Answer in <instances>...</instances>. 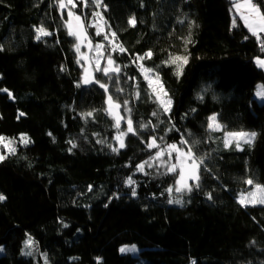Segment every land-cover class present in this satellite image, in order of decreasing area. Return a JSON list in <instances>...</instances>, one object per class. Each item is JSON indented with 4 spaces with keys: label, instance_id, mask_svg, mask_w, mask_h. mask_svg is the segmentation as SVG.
<instances>
[{
    "label": "trees",
    "instance_id": "trees-1",
    "mask_svg": "<svg viewBox=\"0 0 264 264\" xmlns=\"http://www.w3.org/2000/svg\"><path fill=\"white\" fill-rule=\"evenodd\" d=\"M234 3L103 0L105 33L115 32L126 49L113 52L104 33L87 24L91 40L105 44L121 69L118 77L97 75L109 86L105 93L83 83L77 42L57 0H0V89L12 93L0 91V136L30 140L0 161V264H45V257L47 264H264V205L238 202L253 188L247 179L264 185V103L255 95L264 86V68L256 63L264 52ZM253 3L264 13V0ZM41 26L51 35L37 40ZM148 51L142 64L159 74L172 101L168 113L135 60ZM176 55L188 57L179 76L176 65L165 63ZM108 95L121 104V123L130 115L136 130L119 153L112 151L119 145ZM212 115L220 131L208 129ZM246 131L256 133L250 144L225 147V132ZM151 137L165 150L193 147L203 158L199 187L194 182L190 192L169 193L176 175L138 170L160 150L147 147ZM181 138L189 143L181 145ZM29 237L33 252L26 257ZM130 244L137 256L119 252Z\"/></svg>",
    "mask_w": 264,
    "mask_h": 264
},
{
    "label": "snow or ice",
    "instance_id": "snow-or-ice-1",
    "mask_svg": "<svg viewBox=\"0 0 264 264\" xmlns=\"http://www.w3.org/2000/svg\"><path fill=\"white\" fill-rule=\"evenodd\" d=\"M59 8L61 10L65 9L66 7L71 6V8L76 7V0H57ZM84 3V6H87L88 0H82ZM91 3L95 5L97 9L101 8V6H104L106 10V5H103V0H91ZM234 7L237 8L239 11L241 8L246 9V14L241 13L240 18L244 21L245 26L248 28L249 32L255 36L260 44L261 51L264 52V39H261L260 33H264V13L260 11V8L253 3V0H243V3H234ZM71 8H69L67 12L68 20L65 22L66 27L68 29V35L69 36H74L77 40V43L74 45L75 51L78 54V59L77 63H80L81 59H86L82 54H80V48H81V43L83 41H87L88 45H91V40L88 39V34L85 28L84 21L82 20L81 16L76 15ZM94 17H97L98 20L97 22L92 25L93 27L96 28V34L101 35L103 32V27L101 26V22H103V25L106 26L107 22L104 21V17L101 12L99 11H94L92 13ZM73 21H75V25H73ZM129 25L135 26L136 25V18L132 17L128 21ZM236 26V21L235 19L233 20V27ZM36 39L40 40L42 36L46 37L51 35L44 27H39L36 29ZM104 39L109 42V44L112 46V51L115 52L119 50V52L123 53L126 51V49L119 43H116V33L115 32H109V33H104ZM247 39V37H246ZM187 43H190L191 40L190 38ZM104 46L101 44H96L95 45V51L97 53V61H96V68L95 71H102L104 76H107L111 78V74H116L117 77L119 76V73L121 72V69L119 66L115 64V61L113 60L112 56L109 55L107 57V64L110 67H104L101 69L100 67V60L99 58L103 56V52L101 49H103ZM152 52L148 51L146 52L143 56H137L135 58L136 62H140L145 60L146 58H151ZM188 62V57L187 56H170L169 60L165 61L166 64L169 65H176V74L177 76L182 74L183 71V65L187 64ZM257 66L264 68V59L257 58L256 60ZM139 70L141 71L142 75H144V79L148 82V87L151 89V95H153L156 99V101L159 103V106L163 109L164 113L170 112L171 109V98L168 97L167 90L164 88V85L162 81L160 80V76L158 73H155L152 68H145L142 63L138 64ZM119 80L117 79V83ZM83 83L89 84V83H97L100 88L104 89L105 93H108L109 91V86L106 83H102L99 80L95 79L88 71L87 68H85V75L83 78ZM79 86V85H78ZM0 91H4L8 93V96L11 98L12 93L8 91V89H0ZM117 91H122V89L117 88ZM256 95L260 97L261 99H264V86L260 87L257 90ZM136 98H139V92L136 93ZM202 99V97H201ZM106 103L109 105L108 111L109 115H113L115 119V124L114 127L117 129V135L115 139L119 142V147H112L109 145V147H112V151L119 153V150L123 147H125L124 144V137L128 133H132L133 135L136 134V130L133 127V121L129 115L127 120L125 121L127 124V130L126 131H121L120 126H121V121L124 120L123 116H120L118 113V110L121 108V104L114 101L113 97L111 95H108ZM128 101H124V108L128 113H131V108L127 107ZM116 110L115 112L113 110ZM20 115H24V113H20ZM85 117H90L93 115L92 112H88L83 114ZM153 116H156L157 113L153 112ZM151 124V121L148 122V124H142L140 125L141 128H147L148 125ZM155 126H153L154 129ZM222 125L217 121V117L215 115L209 117V123H208V129L211 131H219L221 130ZM51 135V133H49ZM256 136V133H247V132H225L224 136V145L225 147H229L230 143L232 142L230 138H235L237 143L236 147L237 149H240V143L239 140L240 138H246L243 140L244 143H251L252 140H254ZM163 140V137L160 138ZM21 142L24 145H27L30 143V140L27 136L22 135L20 137ZM14 141L12 140H7L5 137L0 136V144H3L4 147L9 148V151L14 153L15 148L10 147ZM69 143H72L69 141ZM97 143H104V141L98 140ZM189 142L185 140L184 138H181L180 144L181 145H187ZM72 147L75 148L76 145L72 143ZM147 147L149 149H160L159 151L156 152V156L154 159H160L164 155L165 149H161L160 145L156 142V137H151L150 142L147 144ZM167 149L169 151V156H171V152H176L177 156L176 159L179 163L184 164L187 161H191V165L188 166L187 174H186V169L184 167L180 168L179 172V179L176 181L177 185L183 184L184 187L190 192L192 190L191 185H188L186 183L187 180L191 179L196 181V186L199 187L198 181H199V175L197 174V170L199 168L200 164H203V158L198 157L196 153L193 151V147L189 146L187 148V151H184L182 148L178 147L176 144H169L167 145ZM242 150V149H240ZM5 159L3 155H0V161ZM148 164L149 167H151V164L148 161H145L144 164L137 165V168L139 171L143 172L144 171V165ZM176 165H170L168 166V172L174 173L176 171ZM126 183L131 186L135 183V181L132 180L131 177H129L126 181ZM246 184L253 186L254 190L247 192V194L242 193L240 195V198L238 202L241 204V206H247V204H255V203H260L264 204V185L260 184H255L252 179H247L245 181ZM89 191H91V186H89ZM169 193L173 191L172 188H169L167 190ZM175 191L180 192L181 188L176 187ZM133 195H135V189H133ZM208 198L212 199L211 193L208 194ZM5 197L3 195H0V201H3ZM173 201H169V203H172ZM175 203H181L180 200H176ZM67 227V225H65ZM32 238L29 237L27 241H25V248H30L33 245ZM0 251H3V249H0ZM124 251H135V249H121V252ZM25 255H31V252H26L24 253ZM45 264H47V258L45 257ZM195 264V262H193Z\"/></svg>",
    "mask_w": 264,
    "mask_h": 264
},
{
    "label": "rangeland",
    "instance_id": "rangeland-1",
    "mask_svg": "<svg viewBox=\"0 0 264 264\" xmlns=\"http://www.w3.org/2000/svg\"><path fill=\"white\" fill-rule=\"evenodd\" d=\"M237 3H238V2H237ZM69 8H71V6L66 7L65 9L62 10V14L65 16V21H64V25H65V27H66V23H65V22L68 20L67 12H68ZM79 8H80V13L77 12V9H79ZM71 10H72L76 15L81 16L82 20L84 21L85 28H86V31H87V34H88V26H87V24H88L89 26L93 27L92 25H94V24L97 22L98 18H97V17H94V16L92 15V13H93L94 11H98V9L95 7V5H93V4H92L91 2H89V1H88L87 6H84V3L82 2V0H76V7L71 8ZM86 10H87V12H86ZM101 26L103 27V32H102V33H105V26L103 25V22H101ZM94 29H95V31H96V28H95V27H94ZM73 37H74V36H73ZM74 38H75V37H74ZM88 39L91 40V38L89 37V35H88ZM75 40H76V38H75ZM106 41H107V40H106ZM76 42H77V40H76ZM91 42H92L91 45H88V42H82V43H81L80 54H82L84 57H86V59H81V60H80V61H81V64H82V70H83V76H82V77L84 78V75H85V68H87L88 71H89V73H90V74L96 79L97 75H99V74L102 73V71H95V68H96V61H97V58H98L97 53H96V51H95V45H96V44H101V45L104 46V48L101 49V51L103 52V56L99 58L101 69H103L104 67H110V66L107 64V55L105 54V44L100 43V42H99V43H94L92 40H91ZM107 45L110 46V44H109L108 41H107ZM78 58H79V57H78ZM139 63H142V61L137 62V65H138ZM145 68H146V67H145ZM140 72H141V71H140ZM141 75H142V73H141ZM142 76H143V78H144V75H142ZM146 82H147V81H146ZM147 84H148V82H147ZM260 87H262L261 84H259V85L257 86V89H256V92H255V95H256V93H257V90H258ZM256 99H257L259 102L264 103V99H261V98L258 97L257 95H256ZM106 101H107V99H106ZM107 107H109L108 104H107ZM113 111L115 112L116 110L114 109ZM118 112H119V110H118ZM119 115L121 116V112H119ZM212 116H213V115H212ZM112 117H113V119H114V116H113V115H112ZM114 121H115V119H114ZM122 121H123V120H122ZM122 121H121V122H122ZM122 125H123V126H122ZM121 126H122V127H121ZM121 126H120V128H121L120 130H121V131H126V130H127V124H126V122H125L124 124L121 123ZM219 131H220V130H219ZM246 132H247V131H246ZM247 133H252V132H247ZM116 135H117V133H116ZM21 136H22V135H19V136L16 137V138H9V137H5V138H6L7 140H12V141H14V143H13L10 147L15 148L16 143H22L21 140H20V137H21ZM125 137H126V136H125ZM125 137H124V140H125ZM230 139H231V141H232V142L230 143V145H233V144L235 145V144L237 143V141H236L235 138H230ZM244 139H246V138H240V140H239L240 145L244 144V142H243ZM116 142H117V144L119 145V142H118L117 140H116ZM182 149H183V148H182ZM183 150L186 151L185 149H183ZM169 151H170V150L166 149V150L164 151V155H163L160 159H155V160L151 159L150 161H148V162L151 164V167H149L148 164H145L144 167H146V168H148V169H149V168H150V169L162 168L163 170H166V171L168 172V166H170V165H176L177 167H176V171H175L174 173L168 172L169 174H174V175H176L175 180H174V183H173V185H172V187H173L172 189H173V191L176 192V193H183V191H188V190L184 187L183 184H181V185H177V184H176V181L179 179L180 168H181V167H184V168L186 169V174H187L188 166L191 165V161L189 160V161H187L186 163L181 164V163H179V162L177 161V159H176L177 153H176V152H171V156H169ZM9 153H10L9 148H6V147H4L3 144H0V155H3L4 157H6V155L9 154ZM197 172H198V170H197ZM194 182H196V181L191 180V179H189V180L186 181V183H187L188 185H191V186H192V184H193ZM176 187H180V188H181V191H180V192L175 191V188H176ZM253 190H254V188L248 190V192H249V191H253ZM241 194H242V193H240V195H241ZM244 194H247V192L244 193ZM240 195H239V198H240ZM249 205H257V206H260V205H264V204H260V203L247 204V206H249ZM26 241H27V240H26ZM22 248H23V249H22V254H23L24 256H26V257H30V256L32 255L33 249H32L31 255H25V254H24V253L28 252V248H25V242H24ZM122 248H124V249H133V248H134L135 251H124V252H121V249H122ZM0 249H3V251H0V255H1V254L4 253V248H2V246H0ZM119 252H120L121 254H128V255L131 254V255L137 256L138 253H139V248H138L137 245H135V244L121 245L120 248H119Z\"/></svg>",
    "mask_w": 264,
    "mask_h": 264
},
{
    "label": "crops",
    "instance_id": "crops-1",
    "mask_svg": "<svg viewBox=\"0 0 264 264\" xmlns=\"http://www.w3.org/2000/svg\"><path fill=\"white\" fill-rule=\"evenodd\" d=\"M235 3H243V0H233ZM233 8H234V10H235V12L237 13V15H239V17L241 16V13H244V14H246V9H244V8H241L239 11L237 10V8L236 7H234V4H233ZM241 19V18H240ZM244 22V21H243ZM247 28V27H246ZM247 30H248V28H247ZM261 34H263V33H260L259 35H261Z\"/></svg>",
    "mask_w": 264,
    "mask_h": 264
},
{
    "label": "water",
    "instance_id": "water-1",
    "mask_svg": "<svg viewBox=\"0 0 264 264\" xmlns=\"http://www.w3.org/2000/svg\"><path fill=\"white\" fill-rule=\"evenodd\" d=\"M73 25H75V21H73ZM83 42H87V41H83ZM91 83L87 84V85H90ZM119 113V112H118Z\"/></svg>",
    "mask_w": 264,
    "mask_h": 264
}]
</instances>
